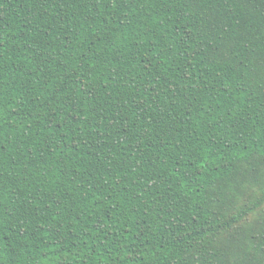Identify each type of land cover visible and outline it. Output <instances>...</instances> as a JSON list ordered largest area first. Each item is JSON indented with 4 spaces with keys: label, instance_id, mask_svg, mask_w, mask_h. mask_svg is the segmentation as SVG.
Here are the masks:
<instances>
[{
    "label": "trees",
    "instance_id": "1",
    "mask_svg": "<svg viewBox=\"0 0 264 264\" xmlns=\"http://www.w3.org/2000/svg\"><path fill=\"white\" fill-rule=\"evenodd\" d=\"M0 264H264V0H0Z\"/></svg>",
    "mask_w": 264,
    "mask_h": 264
}]
</instances>
